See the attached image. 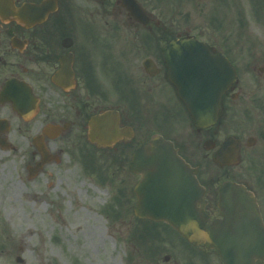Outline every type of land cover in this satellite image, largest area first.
Returning <instances> with one entry per match:
<instances>
[{
	"label": "flooded vegetation",
	"instance_id": "flooded-vegetation-1",
	"mask_svg": "<svg viewBox=\"0 0 264 264\" xmlns=\"http://www.w3.org/2000/svg\"><path fill=\"white\" fill-rule=\"evenodd\" d=\"M134 2L144 15H131L128 7ZM0 7L11 11L10 17H0V154L27 152L28 179L35 178L49 163L35 170L40 149L58 161L49 146L53 139L67 137L95 147L87 140L88 120L106 109L116 110L125 133L104 150L122 152L112 160L122 171L120 188L128 194L125 207L117 209L123 213L121 221L131 223L130 216L139 221L138 240L125 264H223L215 250L186 241L169 224L134 217L133 187L139 176L127 167L133 150L152 135L171 141L197 168L206 223L223 219L235 204L220 206L219 187L229 181L248 190L252 203L254 196L264 224V17H257L258 11L264 13V0L260 10L252 6L250 32L231 28L217 16L212 23L195 25L191 11L185 19H163L161 0H0ZM188 39L212 55L218 74L221 57L234 70L235 80L220 100L218 125L236 113L240 95L248 93L250 130L238 122L240 128L223 133L218 142L214 134L210 137L213 127L194 126L170 83L164 58L169 41ZM114 52L127 57L116 73ZM47 125L61 130L49 136L42 132ZM227 135L238 141L236 162L222 166L227 172L220 178L205 174L197 152L208 140L217 148ZM203 152L200 158L207 156ZM255 264H264V258Z\"/></svg>",
	"mask_w": 264,
	"mask_h": 264
},
{
	"label": "rangeland",
	"instance_id": "rangeland-1",
	"mask_svg": "<svg viewBox=\"0 0 264 264\" xmlns=\"http://www.w3.org/2000/svg\"><path fill=\"white\" fill-rule=\"evenodd\" d=\"M253 1L162 0L160 8L163 19L166 16L185 19L191 11L195 25H205L209 20L212 23L217 16L219 21L230 22L231 28L250 32ZM255 5L258 10L264 8ZM257 17H264V13L258 11ZM126 60L123 54L114 52L115 73ZM238 104L236 113L211 130L210 137L214 134L221 141L223 133L240 128L238 122L243 125L241 128L250 130L248 93L240 95ZM81 144L67 137L51 140L50 149L59 155V160L45 165L31 179L26 170L27 152L0 154V264L127 263L134 241L138 240L135 236L139 221L131 216L133 222L121 221L120 210L125 207L128 194L121 189L122 171L112 160L114 156L121 158L122 152L83 146V141ZM201 152L207 153L206 158L198 156ZM210 154L211 151L200 149L197 164L207 175L224 176L227 171L214 164ZM115 200L122 202V207ZM117 209L119 219L113 213ZM17 257L21 262L16 261ZM48 257L53 259L47 260Z\"/></svg>",
	"mask_w": 264,
	"mask_h": 264
},
{
	"label": "water",
	"instance_id": "water-1",
	"mask_svg": "<svg viewBox=\"0 0 264 264\" xmlns=\"http://www.w3.org/2000/svg\"><path fill=\"white\" fill-rule=\"evenodd\" d=\"M0 14H3L1 8ZM187 43L170 42L165 47V59L172 73L170 80L194 124L213 126L217 120L220 97L232 81L230 70L226 64L224 77L217 80L212 76L207 78L205 70H211L212 65L206 69L197 67L199 62L196 59L202 51L195 50L192 54L195 60H192L186 52ZM207 55L204 52V57ZM117 125L116 111L107 110L93 116L88 122L89 141L98 146L110 145L120 133ZM50 129L47 127L44 132ZM236 149L237 142L227 137L212 158L221 165L223 159H235ZM40 150L43 160H46L45 150ZM128 168L141 175L134 188L136 216L169 223L189 242L215 249L224 264H255L256 258H264V226L254 198L253 204L245 201L249 196L243 187L224 183L219 189L221 200L239 194L241 196L236 200L244 203L234 206L224 220L217 219L206 224L207 214L202 207L197 208L203 190L193 175L195 171L177 155L169 141L160 136L152 137L134 151ZM250 237L253 239L252 246L239 242ZM251 249L252 252L249 251Z\"/></svg>",
	"mask_w": 264,
	"mask_h": 264
}]
</instances>
